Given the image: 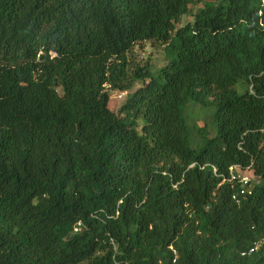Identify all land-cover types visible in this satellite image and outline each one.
Returning <instances> with one entry per match:
<instances>
[{
	"label": "trees",
	"instance_id": "16d2710c",
	"mask_svg": "<svg viewBox=\"0 0 264 264\" xmlns=\"http://www.w3.org/2000/svg\"><path fill=\"white\" fill-rule=\"evenodd\" d=\"M0 264H264V0H0Z\"/></svg>",
	"mask_w": 264,
	"mask_h": 264
},
{
	"label": "rangeland",
	"instance_id": "374dc122",
	"mask_svg": "<svg viewBox=\"0 0 264 264\" xmlns=\"http://www.w3.org/2000/svg\"><path fill=\"white\" fill-rule=\"evenodd\" d=\"M202 3H198L196 6H200ZM195 7V6H194ZM192 17L188 15L182 16L180 24H183L186 21L191 20ZM129 59L132 64L144 65L147 64L152 70H156L163 66L167 59L165 56V50L163 45L154 44L150 41H145L139 44H136L132 51L129 54ZM126 93H120L117 90H110V99L109 107L117 112L121 104L124 102ZM189 113L197 121L198 124L208 122V117L206 111L200 110L196 106H190L188 109ZM247 174L252 179H256L252 174V171L244 170L242 174Z\"/></svg>",
	"mask_w": 264,
	"mask_h": 264
},
{
	"label": "built area",
	"instance_id": "2783aa9c",
	"mask_svg": "<svg viewBox=\"0 0 264 264\" xmlns=\"http://www.w3.org/2000/svg\"><path fill=\"white\" fill-rule=\"evenodd\" d=\"M229 171H230V181L237 180L240 183L241 185L240 193H244L245 190H248L250 188V185L248 184L252 178L249 177L247 174L244 173L242 174L244 170H242L238 166H231L229 168Z\"/></svg>",
	"mask_w": 264,
	"mask_h": 264
},
{
	"label": "water",
	"instance_id": "95a60500",
	"mask_svg": "<svg viewBox=\"0 0 264 264\" xmlns=\"http://www.w3.org/2000/svg\"><path fill=\"white\" fill-rule=\"evenodd\" d=\"M39 60H43V54L39 56Z\"/></svg>",
	"mask_w": 264,
	"mask_h": 264
}]
</instances>
